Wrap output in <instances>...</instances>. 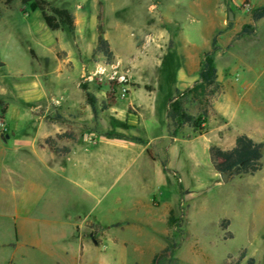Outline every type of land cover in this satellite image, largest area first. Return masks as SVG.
<instances>
[{"label": "rangeland", "instance_id": "374dc122", "mask_svg": "<svg viewBox=\"0 0 264 264\" xmlns=\"http://www.w3.org/2000/svg\"><path fill=\"white\" fill-rule=\"evenodd\" d=\"M45 1L78 13L83 18L79 28L87 43L96 37V18L101 7L103 36L117 56L107 58L95 51L87 58L79 56L80 45L74 44L73 32L48 30L41 19H34L38 10L29 3L22 5L20 0H15L12 8H6L0 2V63H5L2 69L36 79L44 88V101L51 97L48 90L51 85L53 92L65 94L71 107H78L83 99L75 86L78 73L77 86L85 84L95 96L94 112L81 109L69 115V133L75 139L79 137L90 145L100 137L131 140L133 132L148 141L154 140L152 147L163 156L167 145L164 137L167 99L174 95L175 88L189 89L187 113L197 117L196 101L207 91L196 74L205 52L211 54L220 75V89L218 86L214 89L212 101L219 90L224 91L219 99V112L229 117L231 133L264 136V18L252 20V11L264 5V0ZM228 8L233 12L231 22L226 19ZM244 25H250L251 33L239 36ZM44 35L59 38V43L69 47L66 51L74 53V58L68 59L61 49H56L54 56L45 50L41 44ZM99 71L104 74L99 75ZM57 73L66 74L58 77ZM110 73L128 78L126 95L122 96L119 83L112 82L109 89ZM145 83L153 91H145ZM132 90V98L141 108L128 102ZM107 92L114 99L112 105H106L110 100L105 97ZM0 119L4 121L3 116ZM76 119L80 124L73 123ZM141 119L144 122L138 125ZM135 125L138 126L132 131ZM198 125L206 130V119L202 118ZM217 126L212 122L207 135L193 137L188 142L199 131L186 125L176 129L182 143L171 146L168 162L181 173L170 174L172 186L167 190L166 201L174 204L167 213L163 230L154 234L147 228L127 225L111 232L99 230L95 232V241L87 230L81 239L69 237V231L63 237L50 229L32 230L30 240L38 247L46 240L68 252L81 245L82 252L70 258L66 254H54L51 258L37 252L30 255L27 264H152L153 257L165 248H171V257L162 258L157 264H234L244 249L254 264H264V153L261 169L255 174L232 178L228 175L222 180L213 170L205 148L209 144L218 146ZM8 132L9 128L6 132L0 130L1 134ZM185 146L197 154L196 172L190 171V162L184 157L188 156V152L184 153ZM135 166L149 168L154 173L156 190L165 188V178L158 165L144 154L137 157ZM124 182L123 177L96 205L87 217L89 223L97 221L106 225L110 220L139 216L132 205L145 201L148 192L131 189ZM119 195L126 199L123 205L115 207ZM72 201L63 205L59 217L72 218L78 223L87 204H72ZM12 217L13 203L7 194L0 193V264H18L14 257H9L12 249L1 245L15 241ZM223 219L229 221L227 230L220 227ZM155 226L163 225L156 222ZM227 231L231 236L224 238Z\"/></svg>", "mask_w": 264, "mask_h": 264}, {"label": "crops", "instance_id": "0c3cea01", "mask_svg": "<svg viewBox=\"0 0 264 264\" xmlns=\"http://www.w3.org/2000/svg\"><path fill=\"white\" fill-rule=\"evenodd\" d=\"M71 13L75 23L74 44L80 45V51L77 55L87 58L95 51L98 33H96L93 41L88 43L84 41L82 30L79 28L83 18H80L76 12ZM34 19H40L39 11L35 14ZM103 37L105 38V36ZM107 42L112 55L117 57L108 40ZM41 44L53 56L56 49H61L64 50L68 59L74 58V53L66 51L69 47L59 43V38L44 35ZM31 51L35 53L34 50L30 49V53ZM1 63L0 101L3 104L0 105V110H4L3 118L9 132L0 133V193L7 194L13 203L12 221L15 232L14 242L1 245L12 249L9 257H14L18 264H27L30 255L37 252L47 257L51 256V258L54 254H66L68 255L66 257L70 258L78 256L82 252L81 245L75 251L68 252L66 248L53 245L46 240L42 241L38 247L35 242L30 240L32 230L36 232L37 229L41 231L50 229L52 232L61 233L60 235L63 237L66 236V231H69L71 234L67 235L77 239L86 236L83 235L84 230L90 232V237L95 238V232L97 233L99 230L111 232V229H122L123 226L126 227L127 225L136 229L147 228L154 234L163 230L169 217L167 213L171 212L174 204L166 201L167 190L172 186L170 174L181 173V170L168 162L171 146L177 142L182 143V138L177 137L176 133L173 138L169 137L170 128L168 127L166 110L170 98L165 104L166 131L164 137L167 140V145L164 148L165 154L163 156H160L159 151L152 147L155 143L154 140L148 141L134 135L133 132L131 136L140 138L143 143L128 139L100 137L95 144L89 145L84 140L78 139L79 137L75 139L69 133V126L71 125L69 115L81 109L92 112L85 101L84 92L77 86L80 73H78L75 86L82 92L83 99L82 103L80 100L78 107L73 108L65 94L53 92L51 85L50 89L48 88L51 97L44 101L42 98L44 88L35 82L36 79L31 76L16 75L7 69H2L5 63ZM65 74L57 73L58 77ZM219 76L217 73L218 88ZM45 81H47V77H45ZM143 86L145 91H153L150 84L145 83ZM87 91L93 95L88 88ZM44 92L46 91L44 90ZM132 92L133 90L129 94L128 102L140 107L133 100ZM107 93H105V97ZM222 95H224V91L219 90L213 98L212 107L205 117L207 129L202 134L190 136L185 141L188 142L193 137L207 135L209 133L208 125L215 122L218 125L215 128L217 147L222 150L232 149L236 137L240 134L247 135L254 142H264V136L243 132L231 133L229 117L219 112V99ZM78 120H74L73 123L80 124ZM142 122L144 119H141L138 125ZM138 125H135L132 131ZM47 140H49L48 144L46 143ZM211 146L213 145L205 146L207 151ZM49 147L54 150H50ZM185 147L187 150L184 153L188 152V156L184 155V157H187L190 162V171L196 172L198 168L197 154L191 152L187 146ZM143 154L151 163H156L163 174L166 186L162 191L155 189L154 173L149 168L144 170L135 166L137 157ZM162 162L165 167L161 165ZM123 177L125 179L124 184L129 188L146 189L148 192L145 201H138L135 206L132 205L139 216L134 219L125 218L122 221L110 220L106 225H99L97 221L89 223L88 215ZM174 191L173 196L176 198L177 193L175 189ZM124 199L126 197L123 195L116 196L115 207L123 205ZM71 200H73L72 204H87V210L78 223L72 218L65 220V217H59L63 205ZM156 222L162 223V228H156Z\"/></svg>", "mask_w": 264, "mask_h": 264}, {"label": "trees", "instance_id": "16d2710c", "mask_svg": "<svg viewBox=\"0 0 264 264\" xmlns=\"http://www.w3.org/2000/svg\"><path fill=\"white\" fill-rule=\"evenodd\" d=\"M15 0H0V2L6 8H12V4ZM22 5L30 4L32 8L39 11L40 19L46 28L50 31L57 30H68L73 32L75 28L74 17L72 13L65 9L52 6L49 2L45 0H20ZM2 15V9L0 7V17ZM264 18V5L254 9L252 11V20L257 21ZM97 42L95 52H100L107 58L112 57V52L110 50L107 40L103 37V15L102 9L97 15ZM250 25H244L239 31L238 35L242 36L245 34H250ZM216 39L212 38L211 44L214 46ZM198 79L204 86L205 93L203 96L196 101L197 117L194 118L187 113L188 93L189 89L180 91L175 89L174 95L168 100L166 118L168 121V127L170 128L169 137L173 138L176 133V129L181 126H189L193 130H198L199 134H202L203 129L199 127L198 123L202 118L207 117L209 110L212 107V97L215 95L214 89L217 87V73L216 67L214 65L213 58L211 54L205 52L202 59L199 62ZM112 83H110L109 89L112 88ZM80 89L85 94V101L90 106L92 112L95 111V98L87 91L86 85L80 86ZM211 90V91H210ZM217 94V93H216ZM107 98H110L109 103L106 105H111L114 103L113 97L110 93L106 94ZM4 114V110L1 109L0 117ZM133 141L143 143L140 138L131 137ZM49 143V140L46 141ZM50 150H54L49 147ZM262 153H264V142H254L245 134H240L235 139V145L230 150H222L217 146H211L208 149L209 159L212 164L214 171L218 174L229 173V177L238 175H253L261 169V158ZM161 165L165 167L162 162ZM167 170V169H166ZM168 171V170H167ZM229 225L228 219H223L220 223V227L223 230H227ZM231 234L227 231L224 238H229ZM95 241V238L93 237ZM171 257V248H165L162 252L156 254L152 259V264H157L158 260L162 258ZM226 264V263H225ZM234 264H254L252 257H246L245 249L240 251V255Z\"/></svg>", "mask_w": 264, "mask_h": 264}, {"label": "built area", "instance_id": "2783aa9c", "mask_svg": "<svg viewBox=\"0 0 264 264\" xmlns=\"http://www.w3.org/2000/svg\"><path fill=\"white\" fill-rule=\"evenodd\" d=\"M104 71H99V75H103ZM110 82L114 83H119L122 86V96L127 94V90H128V86H127V82H128V78L125 77V75H121L116 77V73H110V75L108 76ZM0 130L1 131H7L8 130V126L6 125V123L0 119Z\"/></svg>", "mask_w": 264, "mask_h": 264}, {"label": "water", "instance_id": "95a60500", "mask_svg": "<svg viewBox=\"0 0 264 264\" xmlns=\"http://www.w3.org/2000/svg\"><path fill=\"white\" fill-rule=\"evenodd\" d=\"M226 19H227L228 22H231L233 20V12L229 8L227 9ZM228 175H229V173H221L220 177H221L222 180H225Z\"/></svg>", "mask_w": 264, "mask_h": 264}]
</instances>
